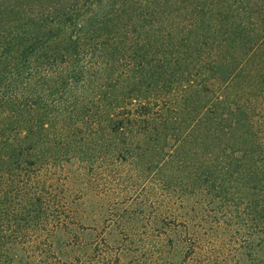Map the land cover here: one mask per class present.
Returning <instances> with one entry per match:
<instances>
[{"label": "rangeland", "instance_id": "rangeland-1", "mask_svg": "<svg viewBox=\"0 0 264 264\" xmlns=\"http://www.w3.org/2000/svg\"><path fill=\"white\" fill-rule=\"evenodd\" d=\"M70 1L75 0H7L8 12L0 2V26L14 20L16 4L39 10ZM98 2L85 29L139 38L142 65L114 62L117 42L111 39L106 54L114 69L100 76L102 65L98 76H90L88 98L99 104L98 111L46 113L49 135H58L62 152H68L56 165L43 166L42 192L50 205L40 232L51 242L50 255L58 257L57 264L82 254L88 259L98 241L101 248L113 246L119 256L113 264L128 258L143 264L155 262L160 252L182 258L193 240L189 260L195 264L245 256L241 240H264V231H251L257 208L249 201L264 188L252 177L254 169L264 171V145L257 144L264 141V0ZM43 23L33 24L29 35L54 38L50 44L56 48L70 46L62 39L71 33L63 22ZM115 71L120 77L112 81ZM128 99L132 106L149 103L151 112L123 114ZM37 134L31 129L26 142L31 154L45 149L48 155L46 138L35 141ZM242 148L258 159L240 162L236 154ZM37 162L35 169L42 161ZM164 228L166 235L157 237Z\"/></svg>", "mask_w": 264, "mask_h": 264}, {"label": "trees", "instance_id": "trees-1", "mask_svg": "<svg viewBox=\"0 0 264 264\" xmlns=\"http://www.w3.org/2000/svg\"><path fill=\"white\" fill-rule=\"evenodd\" d=\"M0 2L7 9L6 12L12 11L8 9L10 4L7 0ZM16 5L20 10L17 11L14 20L0 26V264H57L58 257L50 255L54 250L46 247L47 245L52 249L51 242H48V237L43 240L40 232L44 229L40 221L43 220L42 216L50 205V199L42 192L43 166L56 165L55 163L61 158L64 159L68 152H62L58 135L54 138L49 135L48 127H45L46 113L70 112L69 116L95 114L100 106L94 99L88 98L91 87L90 76L94 73L98 76L100 72L98 69L102 65L105 66L100 76L109 74L110 70L114 69L116 63H112L106 54L110 40L114 39L117 42L111 52L117 53L113 60L119 62L120 66L130 63L135 66L142 65L143 57L140 50L144 46L139 38L128 37L124 32L108 33L103 36L86 30L85 22L87 23L92 13L96 14L98 11L100 5L98 0H75L64 4L62 8L51 5L39 10H34L33 5L28 7ZM56 19L64 23V29L71 31L70 34L68 33L67 36L64 34L62 37L65 41L68 40L70 46L56 48L50 44L54 38L29 35L33 24H41L44 20L46 23L43 24L47 26L57 21ZM128 27L129 24H126L128 30L134 29ZM38 41L39 44H36ZM112 76V81L120 77L116 71ZM228 81L227 76L223 89L228 86ZM98 86L100 87L101 84ZM133 103L132 99H128L129 106L120 108L124 110L122 113L146 115L151 112L149 103L140 100L132 106ZM33 114L36 119L32 118ZM32 122L35 126L30 127ZM31 129L39 133L35 141H40V138L44 141L46 138L45 143L48 144L50 153L53 149L55 152L45 155L48 150L43 149L38 151L39 153L36 151L31 154L33 146L26 143L31 140ZM18 134L21 136L18 137ZM65 142H68V139ZM257 144L263 146L264 141L261 140ZM234 153L233 151L232 155ZM236 158L240 162H245V158L254 160L258 159V156L249 149L242 148L241 153L236 154ZM38 159L42 162L38 165L39 168L35 169L31 165L38 163ZM4 163L6 164L3 165ZM239 165L237 162L236 166ZM257 165L262 164L253 167ZM254 170L256 176L252 177L256 178L258 186H261V183H264V171ZM231 173L233 175L232 168ZM257 197L258 199L255 200L249 198L250 203L252 202L257 208L253 215L251 230L253 234L264 231V188L260 189ZM143 233L145 234L146 230ZM166 233V228L158 229L156 235L160 238ZM76 236L77 234L73 242L77 239ZM127 237L131 239L130 236ZM97 242L98 251L92 257L85 259V255L82 254V258L81 255L73 256L74 258L68 262L65 260V263L58 264H113L112 257H119L114 256L113 246L106 244L107 249H105L99 247L100 244ZM102 242L104 243L105 239ZM184 243L186 245L187 242ZM142 246L141 256L146 261L148 250L145 243ZM158 246H162L161 243ZM119 249L121 251V247ZM195 249L196 244L191 240L182 258L168 259L160 252L155 257V262L152 260L143 264H195L189 260L191 257L189 255H193ZM240 249L246 252L245 256H234L231 261L223 258L215 260L208 258L207 263L204 264H264L262 238L256 243L253 242V238H244L240 241ZM34 255H39L35 262L31 260L32 257H36ZM138 262L139 258H128L123 264H138Z\"/></svg>", "mask_w": 264, "mask_h": 264}]
</instances>
